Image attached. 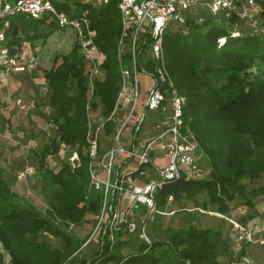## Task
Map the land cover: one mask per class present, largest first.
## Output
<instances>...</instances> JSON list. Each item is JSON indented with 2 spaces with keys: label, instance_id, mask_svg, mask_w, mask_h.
I'll return each mask as SVG.
<instances>
[{
  "label": "trees",
  "instance_id": "1",
  "mask_svg": "<svg viewBox=\"0 0 264 264\" xmlns=\"http://www.w3.org/2000/svg\"><path fill=\"white\" fill-rule=\"evenodd\" d=\"M257 2L264 6V0ZM118 4L119 0H110L104 8L86 4L78 7L89 10L98 32L97 44L105 55V75L96 82L95 104L104 116L113 110L119 92L117 47L122 24ZM59 9L71 17L78 15L77 9L75 13L68 8ZM199 10L210 17L199 23L198 15L193 14L185 26H170L165 33L164 50L171 77L186 98V124L205 153L210 173L205 180L182 179L168 184L159 193L158 203L165 208L169 196L174 197L175 205L181 200L196 202L205 194L204 207L228 214L230 203L236 198H245L253 208V199L264 195L263 186L248 191V186L264 175V70H253L259 63L264 66V28L259 21L263 32L252 29L251 34H240L230 28L246 21ZM259 15L260 12L258 20ZM6 21L12 54L22 50L24 41L43 40L59 28L56 21L48 18L15 15ZM32 30L35 33L30 35ZM221 39L225 41L221 43ZM88 69L74 42L71 53L60 62L57 58L46 73L52 88V114L46 117L47 123L58 126L50 144L36 152L40 193L47 208L40 211L25 201L0 175V264H5V255L10 264H221L219 257L228 254L229 239L222 230L195 226L169 228L165 239L153 240L150 248L135 236L120 233L113 242L107 236L97 253L82 257L81 248L86 242L70 233L71 226L91 223V213L101 206L99 197L90 194L89 184ZM219 73L217 80L222 75L226 80L221 79L217 85L211 75ZM112 130L109 126L107 133ZM62 143L74 149L79 160L65 161L59 169L52 170L48 158L60 153ZM45 236L61 240L62 247H54Z\"/></svg>",
  "mask_w": 264,
  "mask_h": 264
},
{
  "label": "built area",
  "instance_id": "2",
  "mask_svg": "<svg viewBox=\"0 0 264 264\" xmlns=\"http://www.w3.org/2000/svg\"><path fill=\"white\" fill-rule=\"evenodd\" d=\"M258 0H119L122 30L117 55L120 69L119 92L113 110L104 116L96 107V82L105 75V55L97 44L98 32L92 25L89 10H78L80 5L104 8L110 0H0V85H6L13 74L34 69L36 57L22 59L12 54L8 46L6 20L10 16L24 15L29 19L48 18L60 28L76 32V44L88 63L87 84V156L89 160L90 194L100 199L95 216L92 239L105 237L113 242L117 234L135 236L149 248L152 246V226L158 217L175 216L174 197L167 198L166 207L158 203L159 193L179 180H205L209 173L205 153L186 124L184 110L186 98L181 95L169 72L164 50L165 33L170 26H185L187 18L199 9L227 19L246 21L255 32L259 28ZM69 2L77 5L78 15L71 17L64 9ZM72 12H77L71 7ZM225 39H221L223 43ZM153 79V87L144 112H139L141 75ZM21 104V102H18ZM27 109L26 106H23ZM52 109L46 110L50 117ZM151 113L149 131L142 126ZM48 126L57 133L58 126ZM113 130L107 133L108 127ZM130 138L124 139L125 131ZM153 132L151 133V131ZM143 136L139 138V133ZM65 143L61 149H66ZM78 161L74 152L70 158ZM31 172L26 169L20 177ZM237 243H259L253 229L229 219ZM76 228L71 226V229ZM85 244V245H86ZM123 264V263H122ZM237 264V263H234Z\"/></svg>",
  "mask_w": 264,
  "mask_h": 264
},
{
  "label": "crops",
  "instance_id": "3",
  "mask_svg": "<svg viewBox=\"0 0 264 264\" xmlns=\"http://www.w3.org/2000/svg\"><path fill=\"white\" fill-rule=\"evenodd\" d=\"M18 56L22 59L29 58L23 48L18 52ZM44 58V54L41 61L36 58L40 68L37 65L34 69L13 74L6 85H0V175L22 197L36 194L38 190L43 202L45 200L40 193L36 152L50 144L54 134L46 118V110L50 106L52 96V88L46 73L54 67V55L48 60ZM60 160L59 154L50 156L49 168L59 169ZM26 169H31V172L25 177H20ZM261 186L264 187V175L250 184L248 191ZM206 200L207 196L204 194L199 196L196 202L181 200L179 204L191 207L190 209L183 207L185 211L206 214L198 215L200 219L196 220L203 224L202 229L222 230L225 238L229 239L228 254L219 257L221 264H264V248L259 243H246L240 246L236 240V233L227 219L247 225L254 230L256 240L263 239L264 195L253 199V208L246 204L245 198H236L230 203L231 209L228 214H220L212 211L210 207H204L203 203ZM91 243L90 241L87 247Z\"/></svg>",
  "mask_w": 264,
  "mask_h": 264
},
{
  "label": "rangeland",
  "instance_id": "4",
  "mask_svg": "<svg viewBox=\"0 0 264 264\" xmlns=\"http://www.w3.org/2000/svg\"><path fill=\"white\" fill-rule=\"evenodd\" d=\"M259 9L258 12L261 13V15H259V21H260V25L261 27L264 28V6L263 5H258ZM67 7H71L73 10H76L77 5L74 2H69L67 5H65V8ZM258 8V7H257ZM69 9V8H68ZM193 14H197L198 15V21L199 23L203 22L205 20L206 17H210L207 13H203V11L199 10L196 12H193ZM191 14V15H193ZM229 25V24H228ZM234 31H236L237 33L239 32L240 34H251L253 31L251 29V27L247 24V23H240L239 25H234L233 26ZM35 30H32L30 35L34 34ZM43 40L46 41V43L43 42ZM40 39V40H36L35 42H30V41H24L23 42V51L25 52L26 56H33L36 57L38 61L42 60V55L44 54V59L48 60L49 57L51 55H54V65H55V61L57 58H59V62L62 60V58L64 56H67L71 53L73 47H74V42L76 40V32L71 29V28H66V29H62V28H58L55 31H53L51 34L45 36L44 38ZM47 49V50H45ZM43 51V53H42ZM38 68H40V65L38 63ZM258 69L264 70V66L262 64L259 63V67H255L253 68V70L255 72L258 71ZM221 75L219 74H212L211 78L212 80L216 81L217 77ZM221 79L222 80H226V78H224V76L222 75V78L218 79L216 84L219 85V83H221ZM220 80V81H219ZM141 81L143 84L142 90H141V100H140V104H139V108L138 111L139 112H144L148 98H149V93L148 91L153 87V79L145 74L141 75ZM151 122V113H148L147 118L144 122V125L142 126V130H146L149 131L150 128L148 127V123ZM143 131H141L139 133V138H141L143 136ZM153 132V130L151 131V133ZM123 138L129 139L130 138V133L129 131H125ZM61 154V155H60ZM74 154V149H72L71 147H68L66 149H62L59 153V157H61L60 160V166L65 162V161H72L70 158L73 156ZM206 168L208 170V172L210 171V167L208 165V163L205 164ZM36 194H30L28 196H25V201H27L28 203H32L33 206H35L36 208H38L40 211H44L47 207L45 202H43V199L40 198V194L38 192V190L36 191ZM183 207H187V208H191L190 206H181V203L179 204V202H177L174 205L175 209H178V212L175 216L172 217H158L156 219L155 224L152 226V231H151V236L153 238L154 241L157 240H163L165 239L167 230L169 228H175V229H183V228H188L189 226H195L198 228H203V224H201V222H196L198 218V215L200 216H204L206 214H201L199 211L197 212H188L185 211ZM98 213V211H94L92 212V216L90 215V217L92 218L91 223L88 222L86 224H84L81 227H77V228H73L71 229L70 233H72L74 236L79 237L81 239H84L85 242L87 243V241L90 239L91 237V233L94 229V223H95V216ZM193 217V218H192ZM47 237L48 240L51 241V244L54 247H62V241L61 240H57V239H52L49 236H45ZM92 243L87 247V244H83L82 248H81V255L83 258H90L92 257L95 253H97L100 250L101 247V243L99 241V239H92L91 241ZM1 249V247H0ZM5 264H10L9 261V257L7 255H5Z\"/></svg>",
  "mask_w": 264,
  "mask_h": 264
}]
</instances>
